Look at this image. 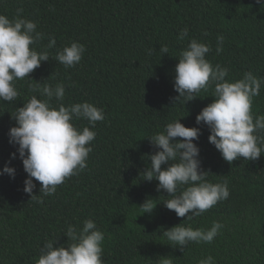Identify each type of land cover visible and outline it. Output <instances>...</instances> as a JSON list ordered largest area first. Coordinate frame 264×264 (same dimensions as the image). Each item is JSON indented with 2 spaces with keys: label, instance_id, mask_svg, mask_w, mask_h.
<instances>
[{
  "label": "trees",
  "instance_id": "16d2710c",
  "mask_svg": "<svg viewBox=\"0 0 264 264\" xmlns=\"http://www.w3.org/2000/svg\"><path fill=\"white\" fill-rule=\"evenodd\" d=\"M18 9L22 18L37 23L44 38L34 47L47 50L50 58L30 77L14 81L20 93L16 101L0 100V170L6 164L15 169L14 177L0 174V264H36L44 243L67 247V227L79 230L86 219L104 234L103 264H161L165 257L173 264H198L209 255L217 264H264V153L257 160H224L208 140V126L196 123L197 114L215 99L214 85L186 104L176 101L174 89L180 53L192 39L211 46L206 58L228 69L227 80L249 71L264 78V5L257 0H0V14L12 19ZM185 28L188 35L181 40ZM50 36L56 40L53 48H47ZM218 36L224 37L219 54ZM74 41L86 51L76 66L66 68L54 57ZM59 83L65 97L53 98L54 107L89 102L103 110L105 119L93 129L92 152L79 175L66 178L48 196L33 178V193L43 199L36 203L24 191L28 174L9 130L18 107L33 95L44 99L32 90L37 84ZM252 113L254 119L264 116V84L253 98ZM179 118L186 127L200 128L194 143L207 180H226L230 192L190 220L169 210L163 201L172 197L142 173L157 151L149 136ZM73 123L80 130L89 126L84 119ZM149 198L156 206L142 214ZM214 221L224 228L211 243L192 242L181 249L162 234L178 224L208 229Z\"/></svg>",
  "mask_w": 264,
  "mask_h": 264
},
{
  "label": "clouds",
  "instance_id": "9594fccd",
  "mask_svg": "<svg viewBox=\"0 0 264 264\" xmlns=\"http://www.w3.org/2000/svg\"><path fill=\"white\" fill-rule=\"evenodd\" d=\"M264 5V0H257ZM23 9L17 10V16L10 19L0 14V100L16 101L20 93L14 81L30 77V73L49 60L47 50L37 52L34 45L44 38L37 31V23L21 17ZM188 35L187 28L179 34L183 40ZM223 36L217 37L216 53L223 51ZM56 46L55 37L48 38L47 48ZM207 43L192 39L187 48L181 51L175 67L174 89L179 93L176 101L182 99L186 104L200 97L198 93L214 85L212 103L205 106L196 116L197 124H206L210 129L208 140L220 151L222 157L231 163L234 160H257L264 153V116L252 113L253 98L260 95L264 78H258L252 72H245L236 81H229L228 69L219 64L213 66L206 58L211 52ZM86 48L83 44L72 42L58 51L54 59L66 68L76 66L82 59ZM160 51L168 54L167 46ZM151 54V51L149 52ZM44 99L33 95L30 100L18 107L13 119L16 125L9 130L10 143L18 145L19 157L25 172L24 191L31 195L36 203H42L41 196L33 193L40 182V193L53 194L58 185L66 178L79 175L87 167V159L92 152L91 142L96 137L93 130L97 122L105 119L102 109L92 103L80 102L65 106L60 103L54 107L53 98L63 101L65 86L37 84L33 89ZM84 119L89 126L82 130L74 126L73 121ZM200 128L186 127L180 118L168 123L164 131L150 137L157 151L150 155V164L142 172L143 179L157 180V190H164L172 198L163 201L169 210L177 216L192 219L226 200L229 195L227 181L213 184L207 180L208 171H204L199 160L198 140ZM15 153L12 154L15 158ZM162 165H167L162 168ZM14 177L15 169L7 164L0 174ZM186 186V187H184ZM180 194L177 195L178 190ZM156 204L147 199L142 205L143 213H151ZM224 228L220 221H214L210 228H192L178 224L163 231L169 244L183 249L189 243H211ZM71 243L54 247L55 241L44 243L42 253L36 264H103L104 234L97 228L94 220L86 219L83 227L69 225L65 234ZM161 264H173L171 257H165ZM198 264H217L211 255L201 259Z\"/></svg>",
  "mask_w": 264,
  "mask_h": 264
}]
</instances>
